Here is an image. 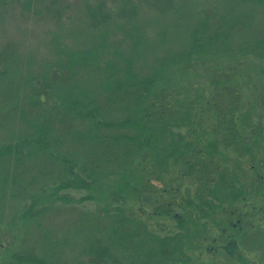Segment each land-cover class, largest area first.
Listing matches in <instances>:
<instances>
[{
  "label": "trees",
  "instance_id": "1",
  "mask_svg": "<svg viewBox=\"0 0 264 264\" xmlns=\"http://www.w3.org/2000/svg\"><path fill=\"white\" fill-rule=\"evenodd\" d=\"M167 1L158 0L157 2L164 4ZM3 5L4 3L0 0V6ZM204 19L205 17L193 29L189 35L190 41L183 47V50L176 52L168 60L158 59L156 63L158 66L147 68L143 76H135L132 58L118 47H116L117 52H112L114 57L112 55L109 58V51L108 60L99 56L95 51L84 53L74 59L75 63L81 64L86 59H91L94 64L98 65L97 70L104 78L99 85L101 98L96 95L99 87H96L94 92L84 88L61 89V83L57 81L58 69L48 68L41 76L40 73H34L26 78L25 98H21V105L17 103L15 106L19 107L20 119L25 121V118L29 117L28 128L14 135L9 144L0 145V163L3 166L0 168V209L3 207L1 193L8 188L13 192L16 191L14 192L16 196L21 194L24 200H27L23 208L14 216L15 225L14 221L8 222L5 232H9L11 237L3 234L0 236L10 241L5 248L3 246L7 240L0 241V249H7L6 264H62L59 261L60 255L68 251L66 248L71 246L68 244L61 246L57 242L54 247L46 248V251L40 254L41 250H37L34 245L24 247L29 230H22L21 227L30 225L32 222L34 224L50 209L58 208V203L65 205L61 207H72L75 203L83 204L84 202H92L94 208L92 211H85L81 214L79 212L80 216L77 221L81 220L84 223L87 219H91L94 222L91 228L96 231L98 237H90L87 248L78 252V255L74 256L75 259L66 264H125L126 258L129 264H172L174 260L172 256L176 253V247H172V242L177 235L182 237L181 233L173 235L167 242L168 238H161L157 232L149 228V222L152 217L156 216H170L175 218V221L179 220V227H184V220L174 211L177 198L175 197V200H164L163 198L164 194L171 193L170 185L165 184V187L157 189L151 184L152 181L162 182L163 172L168 171L169 158H174L176 161L181 160L180 164L185 163L186 165L190 159L197 161L198 156H203L201 157L202 167H205L202 171L207 172L210 168L209 173L214 175L218 166V162L214 160L213 150L216 148L214 141L215 139L222 140L227 145H234L235 150L239 151L237 157L252 154L242 164L250 168L253 175L255 174L253 170L256 171L257 166L253 162L256 159L252 150L254 151V148L260 150V140L264 139V129L260 130L259 124L249 125L245 129L243 127L248 123L244 120H248L247 110L252 105L257 107L261 104L264 109V81H255L251 97L256 100H250L249 104L243 105L242 98L245 95L236 88L240 89L244 84L238 80L241 76L240 70L243 68L245 71L250 67L248 64L246 68L242 67L240 60L235 62L228 54L215 52L220 45L219 42L222 43L228 39L229 33L225 29V32L214 29L215 31L211 33V30L205 29ZM130 32L127 31V33ZM134 32L136 33V29ZM125 36L131 37L128 34ZM116 43L119 45V42ZM144 43L150 44L148 37L144 38ZM151 45L155 47L152 43L150 47ZM258 45L257 50L262 57L264 37ZM132 46L138 47L139 43L134 40ZM252 47L253 49L249 48V50L256 52V46ZM129 53L135 57L134 53ZM146 53L144 59L148 63L149 61L154 63L147 58ZM73 56L74 54H71L68 65ZM222 60L227 62L221 65ZM146 61L143 66H148ZM200 61L207 70L215 74L210 80L214 85L211 93H217V95L210 94V97L204 99L202 105H199V108L201 107L202 111H209V115L214 113L217 123L210 122L213 140H208L201 147L189 151L190 143L186 142L187 146L180 144L184 137L180 129L185 125L186 130L189 131L192 121L199 119L192 116L191 111L196 104L193 98H201L202 93L197 94L195 89L193 94L195 96H191L189 88L193 87V83L188 81L190 77L182 79V76H187L192 66L199 64ZM136 62L134 67H136ZM71 67L72 65L68 69ZM51 70L56 71L57 76L50 73ZM46 74L49 79L44 78ZM5 76L4 71L1 74L2 79ZM37 81L40 83L38 86ZM251 81L252 79L246 83L250 84ZM105 98H119L124 111H127L126 117L120 120L112 119L108 124L101 120L102 106L100 103L104 102ZM178 98H183L184 101L181 102ZM35 111L39 114L34 116ZM238 111L244 125L237 124L234 117L228 119L229 112L236 115L234 112L238 113ZM103 126H111L114 132L101 134L99 129ZM251 127L255 128L254 132ZM205 134L209 135L206 130ZM260 136L262 139L259 138ZM65 141H68L66 152H61L60 146H64ZM157 146H159L158 151ZM180 146L186 152L182 151ZM204 148L208 149L204 150ZM38 153L44 156L39 159L41 165L35 169L36 175L40 178L35 179L31 178L28 170L32 164L27 166L22 158L23 156L33 157ZM150 154V158L154 161L152 165L154 171L144 175L137 168L138 164L141 165L138 160ZM10 159L14 160V164L17 165L11 173L9 172L12 167L7 164ZM234 162L237 166L231 171L226 168L222 170L226 176L219 172L218 179L215 177L217 180L215 181L209 177L208 173H205L204 180L199 182L200 191L198 190V193L208 189L212 193V200L207 201L201 198L202 200L195 203L188 199L185 203L188 206L193 205L206 214V211H210L211 208L221 206L225 199L231 201L239 198L240 193H234L233 184L238 176L236 172L243 173V167L240 161L234 160ZM260 162L264 163V160H258L259 167L263 165ZM189 164L191 167L194 165L192 161ZM190 171L191 168L187 172ZM25 176L30 177L31 182ZM41 177H45L47 181ZM261 180L264 182V179L256 173L250 182L257 181L256 189H258L264 186ZM30 185H33V188L28 190ZM223 189L226 191L221 195ZM72 192L85 194L76 198L71 194ZM174 193H177L176 190ZM131 201L138 202L142 207L145 203L152 208L151 213L140 208L141 213L148 214L146 219L140 216L139 212L126 207ZM215 201H217L216 204ZM74 213L77 212L73 209L67 210V215H74ZM185 213L188 212L184 211ZM194 218L191 220L193 224L196 223ZM12 226L15 230L10 229ZM36 227H39V224ZM177 247L179 249V246Z\"/></svg>",
  "mask_w": 264,
  "mask_h": 264
},
{
  "label": "rangeland",
  "instance_id": "2",
  "mask_svg": "<svg viewBox=\"0 0 264 264\" xmlns=\"http://www.w3.org/2000/svg\"><path fill=\"white\" fill-rule=\"evenodd\" d=\"M1 1L4 5L0 6V145L9 144L14 135H18L28 128L29 117L25 118V121L20 119L19 107L15 106L17 103L21 105V98H25L24 89L27 77L34 73H40L41 76L46 73L44 71L48 68L58 69L59 78L57 81L61 83V89L66 90L73 87L75 90L84 88L94 92L95 88L99 87L96 90V95L101 98L99 85L104 78H102V73L97 70L98 65L94 64L91 59H86L82 63L83 65L75 63L74 59L84 53L95 51L99 56L108 60V56L109 58L112 55L114 57V53L117 52L116 47H118L132 58L135 76H143L147 72V68L158 66L156 64L158 59L168 60L176 52L183 50V47L190 41L189 35L199 25L198 23L203 21L204 17L206 30H211L212 33L217 29L225 32V29L229 33L228 39L222 43L219 42L220 45L215 52L223 55L228 54L230 58H233V61L240 60L242 67L246 68L247 64L250 67L245 71L243 68L240 70L241 76L238 80L244 84L240 89L236 88L245 95L242 98L243 105L249 104L250 100H256L251 97L255 81H264V55L261 57L257 50L258 42L264 37V0H168L164 4L157 2L158 0ZM127 31L131 32L127 33ZM125 33L131 37L127 38ZM146 37L155 47L152 45L150 47L148 43L149 47L146 48L148 45L144 43ZM134 40L139 43L138 47L132 46ZM116 42H119L120 46ZM252 46H256V52L249 50V48L253 49ZM129 52L134 53L135 57ZM145 52H147V58L154 63L151 61L148 63L144 59ZM71 54L74 56L68 65ZM143 60L147 62L148 66H143L145 63ZM135 62L136 67H134ZM225 62L227 61L222 60L221 65ZM202 63L200 61L199 64L193 65L191 72L187 76H182V79L190 77L188 81L193 83V87L189 88L191 96H195L193 95L195 89L197 94L202 93L201 98H193L196 104L191 111L192 116L199 119L192 121L189 131L186 130L187 126L185 125L180 129L184 133L180 144L187 146L190 143L189 151L201 147L208 140H213L210 122L217 123L214 113L209 115V111H202L201 107L199 108L204 99L210 97V94H214L211 93L214 85L210 80L215 74L207 70ZM70 65L72 67L68 69ZM3 70L6 72V76L2 79ZM54 70H51L50 73L57 76ZM47 74L44 78L48 77L49 79ZM251 79L250 84L246 83ZM38 82H36L37 86L40 84ZM183 82L185 84V81ZM7 89L9 90L7 91ZM178 99L181 102L184 101L183 98ZM103 101L100 103L102 106L101 120L108 124L112 119L120 120L124 116L126 117L127 111H124L119 98H105ZM247 111L249 112L248 120L244 121H248V123L243 129L252 124H259L260 130L264 129L263 105L260 104L257 107L252 105ZM234 113L236 115L229 112L228 119L234 117L237 124L244 125L241 122L239 111ZM37 114L39 113L35 111L34 116ZM99 130L101 134L114 132L111 126H103ZM205 130L209 135H204ZM251 130L254 132L255 128L251 127ZM259 138L262 139L261 136ZM214 142L216 148L212 150L213 153L215 152L214 160L218 162V172L216 171L214 175L209 173L210 168L207 172L202 171L205 167H202L201 157L203 156H198L197 161L192 157L190 161L186 160L190 163L193 162L192 167L189 162L185 165V163L180 164L181 160L176 161L174 158H169L168 171L162 170L164 171L161 176L162 182H151L157 189L165 187V184L170 185L171 193L164 194L163 198L164 200L177 198L174 211L177 212V215L180 214L179 217L184 220V227H179V220L175 221V218L170 216H156L157 218L152 217L149 222V228L157 232L161 238H168L167 242L173 235L181 233L182 237L177 235V238L172 242V247H176V253L173 255L175 258L172 256L174 259L172 264H264V186L256 189L257 181L250 182L256 173L264 179V163L260 162L263 163L260 167L258 164V160H264V139L260 140V150L258 148L252 150L256 159L253 162L257 166V170H253L254 175L250 172V168L244 167L242 164L252 154H243L242 157H237L239 151L235 150L234 145H227L222 140L216 139ZM67 144L68 141H65L64 146H60L61 152H66ZM157 147L158 151L159 146ZM180 147L182 151L186 152L182 146ZM207 149L204 148V150ZM188 154L190 153L188 152ZM42 156H44L42 153L33 157L23 156L22 159L27 166L32 164L28 168L31 178L37 179L38 177L35 169L41 165L39 159ZM150 157L151 154L138 160L141 165L138 164L137 168L144 175L154 171L152 166L154 161ZM234 160L240 161L239 163L243 167V173L236 172L238 176L233 184L234 193H240L239 198L234 197L235 199L231 201L225 199L221 206L211 208L212 210L206 211V214L193 205L188 206L185 203L188 199L195 203H198L201 198L207 201L212 200V193L208 189L198 193L199 182L204 180L205 173H208L209 177L215 181H217L215 177L218 179L219 172L226 176L222 170L226 168L231 171L236 167L237 163ZM7 164L12 167L9 173L17 166L11 159ZM1 167L3 166L0 163ZM190 168L191 171L187 172ZM31 178L27 177L29 181L32 180ZM41 178L47 181L44 179L45 177ZM262 184L264 185L263 181ZM32 188L33 185L28 186V190ZM175 190L177 193H174ZM225 191L223 189L221 195L225 194ZM14 192L16 193V191ZM14 192L8 188L1 193L3 207L0 209V236L3 234L11 237L9 232H5L8 222L14 221L15 225L14 216L27 202L23 195L16 196ZM71 194L79 198L85 193L72 192ZM3 196H5L4 199ZM216 203L217 201H215ZM74 205L61 207L65 205L58 203V208L50 209L38 221L34 220V224L32 222L30 225L21 227L22 230H29L26 234L28 236L24 247L34 245L37 250H41L39 252L42 254L46 248L54 247L57 242L61 246L68 244L71 247H67L68 251L61 254L58 259L62 264L75 259L74 256L78 255V252L87 248L90 237H98V235L91 228L94 223L91 219H87L84 223L81 220L77 221L81 213L92 211L93 203L84 202ZM143 205L144 207L136 201H131L126 207L139 212L138 214L146 219L148 214L141 213L140 208L148 213H151L152 208L145 203ZM204 208L206 209V207ZM69 209H73L77 213L67 215ZM184 211L189 214H184ZM193 218L195 224L191 221ZM37 224L39 227H36ZM10 229L15 230L14 226ZM5 240L7 238H0L1 242ZM9 242V239L5 241L3 247H7ZM7 258V249H0V264H6ZM124 263L129 264V260L126 258Z\"/></svg>",
  "mask_w": 264,
  "mask_h": 264
}]
</instances>
